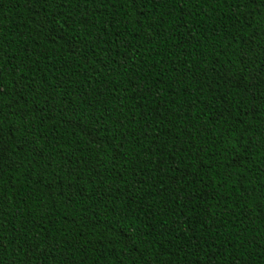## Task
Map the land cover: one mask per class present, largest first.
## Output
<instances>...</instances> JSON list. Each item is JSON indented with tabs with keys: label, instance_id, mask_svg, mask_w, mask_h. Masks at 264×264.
<instances>
[{
	"label": "trees",
	"instance_id": "trees-1",
	"mask_svg": "<svg viewBox=\"0 0 264 264\" xmlns=\"http://www.w3.org/2000/svg\"><path fill=\"white\" fill-rule=\"evenodd\" d=\"M146 5L0 0V264H264V0Z\"/></svg>",
	"mask_w": 264,
	"mask_h": 264
},
{
	"label": "snow or ice",
	"instance_id": "snow-or-ice-1",
	"mask_svg": "<svg viewBox=\"0 0 264 264\" xmlns=\"http://www.w3.org/2000/svg\"><path fill=\"white\" fill-rule=\"evenodd\" d=\"M120 2L127 3L130 6L138 7L141 13H143V9L147 6L146 0H120ZM147 2L159 3L160 0H147ZM32 3L37 9H45V15L41 17V23H42V27L48 30L49 35H59L61 38H63L65 24L67 23V20L58 19L55 17L49 18L50 14L46 11L47 8L52 7L54 5L57 8H61L63 6V0H32ZM69 47L71 48L78 47V42L75 40L71 41L69 43ZM254 81L258 82V86L264 87V67H261L259 69L257 75L254 77ZM252 86L256 87L257 85L253 84ZM243 87L248 88L249 83H244ZM262 99H264V95H262ZM84 131L91 133V128L86 126ZM161 214L163 215L164 213ZM144 264H153V261L152 259H146L144 261Z\"/></svg>",
	"mask_w": 264,
	"mask_h": 264
}]
</instances>
